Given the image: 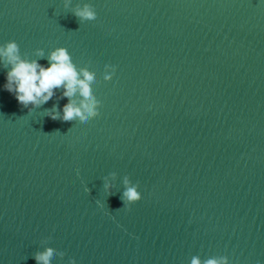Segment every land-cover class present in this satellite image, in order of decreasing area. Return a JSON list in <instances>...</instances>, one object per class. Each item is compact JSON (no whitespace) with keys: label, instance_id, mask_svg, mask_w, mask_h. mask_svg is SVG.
Listing matches in <instances>:
<instances>
[{"label":"water","instance_id":"1","mask_svg":"<svg viewBox=\"0 0 264 264\" xmlns=\"http://www.w3.org/2000/svg\"><path fill=\"white\" fill-rule=\"evenodd\" d=\"M8 42L44 66L66 48L98 115L53 120L63 88L29 111L0 87V264H264L262 0H0Z\"/></svg>","mask_w":264,"mask_h":264},{"label":"clouds","instance_id":"2","mask_svg":"<svg viewBox=\"0 0 264 264\" xmlns=\"http://www.w3.org/2000/svg\"><path fill=\"white\" fill-rule=\"evenodd\" d=\"M76 15L83 19H95L94 12L88 6L78 10ZM37 55L43 58V50H38ZM47 61L48 66H44L36 59L22 57L15 42L0 46V65L7 69L5 82L0 87L12 94L17 103L29 111L32 107L46 104L56 95V90L63 88L61 98H68L69 102L63 106L62 116L56 105L48 111V116L53 120L62 119L64 122L79 121L81 125L86 126L98 115V102L92 91L96 78L85 69L78 70L66 48L58 47L52 50L47 56ZM111 78V74L105 76L106 80ZM76 95L83 100L79 106L72 102ZM125 183L128 184V181ZM105 187L106 190L110 188L107 184ZM108 194L112 195V192L108 191ZM122 196L124 207L129 210L142 199V193L135 185L127 187ZM55 255L54 250L49 249L44 253H37L33 259L37 264H52ZM71 264H76V261H71ZM190 264H201L200 258L193 256ZM203 264H232V261L228 256H219L210 257Z\"/></svg>","mask_w":264,"mask_h":264}]
</instances>
